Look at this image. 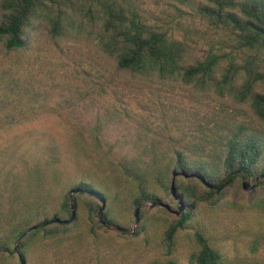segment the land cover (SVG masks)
<instances>
[{
  "label": "rangeland",
  "instance_id": "rangeland-1",
  "mask_svg": "<svg viewBox=\"0 0 264 264\" xmlns=\"http://www.w3.org/2000/svg\"><path fill=\"white\" fill-rule=\"evenodd\" d=\"M134 1L150 23L187 37L197 57L212 45L228 44L223 32L197 15L198 0ZM261 58L264 66V53ZM0 76L14 83L12 91H27L17 108L0 111V239L7 247L0 251V264H189L197 232L221 254V264H264V181L224 183L217 197L191 212L168 248L164 231L185 209L179 210L176 200L162 210L145 204L135 223L127 179L109 165L98 168L85 160L87 150L109 155L114 143L125 144L121 155H139L135 141L159 142L162 153L183 149L204 158L215 146L213 139L233 124L264 132L245 106L174 83L119 76L88 40L74 34L51 39L42 30L31 33L25 52L4 56L0 51ZM80 125L86 129L80 131ZM87 127L95 129L92 134ZM95 136L102 146L93 152ZM106 174L111 180L97 185ZM85 175L95 191L107 195L105 205L120 230L100 224L98 210H90L96 198L83 192L75 201L74 221L60 236L27 240L23 256L13 252L15 225L25 224V230L59 213L63 196ZM150 187L163 198L162 188L152 181Z\"/></svg>",
  "mask_w": 264,
  "mask_h": 264
},
{
  "label": "trees",
  "instance_id": "trees-1",
  "mask_svg": "<svg viewBox=\"0 0 264 264\" xmlns=\"http://www.w3.org/2000/svg\"><path fill=\"white\" fill-rule=\"evenodd\" d=\"M198 1L197 15L228 38V44L212 45L200 57L194 54L187 37L178 38L168 28L150 23L134 0H0V51L4 56L25 52L29 49L31 33L39 30L51 39L74 34L88 40L111 64L115 74L129 75L143 83H174L193 91L211 93L222 100L228 99L239 107L245 106L251 119L264 129V66L261 58L264 53V0ZM1 80L0 111L7 110V106L17 108L27 91H12L14 83L3 82L4 77ZM79 129L86 128L80 125ZM87 129L91 134L95 130ZM94 138L93 152H96L102 144L97 136ZM213 140L215 146L204 158L202 155L190 156L183 149L162 153L159 142L141 144L135 141L133 147L140 146L139 155H121L119 151L125 144L114 143L107 151L109 155L87 154V150L85 160L98 168L109 165L119 171L130 186L127 185L133 188L129 201L134 209L145 204L165 207L174 200L185 209L164 231L166 246L170 248L177 232L190 220L191 212L199 204L217 197L224 183L253 180L260 184L264 181L263 131L236 123ZM83 179L71 190L79 193L63 196L59 213L44 217L25 230V224L15 225L12 237L17 243L13 252L23 256L27 240L33 243L60 236L70 224L66 222L68 219H62V214H71V200L75 208L77 195L83 192L104 202L100 214L103 226L121 228L117 217L112 216L110 206L105 205L107 195L95 191L89 176L85 175ZM101 179L97 182L99 186L111 180L107 174ZM117 179L115 175L113 180ZM151 181L163 189V198L150 187ZM96 199L90 205L92 212L101 207ZM142 218L143 212L140 221ZM144 223L139 225L142 231L146 227ZM194 236L197 249L191 253L189 264H221V254L211 247L207 238L199 232ZM6 248L0 239V251L4 252ZM152 264L176 263L169 260Z\"/></svg>",
  "mask_w": 264,
  "mask_h": 264
},
{
  "label": "water",
  "instance_id": "water-1",
  "mask_svg": "<svg viewBox=\"0 0 264 264\" xmlns=\"http://www.w3.org/2000/svg\"><path fill=\"white\" fill-rule=\"evenodd\" d=\"M73 192H78V191H71L70 196L73 194ZM103 209H104V202H101V207L98 210L97 215H98L99 221L102 223V225H104V222H102V220L100 218V214L103 211ZM179 210H182V206L179 207ZM139 211H140V207H137L134 211L135 223H138V221H139V217H138ZM70 212H71L70 218L66 222H72L76 216V211H75V208H74L72 203H70ZM20 264H24L22 260H20Z\"/></svg>",
  "mask_w": 264,
  "mask_h": 264
}]
</instances>
